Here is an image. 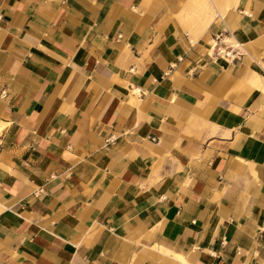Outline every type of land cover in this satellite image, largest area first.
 Listing matches in <instances>:
<instances>
[{"label":"crops","instance_id":"obj_1","mask_svg":"<svg viewBox=\"0 0 264 264\" xmlns=\"http://www.w3.org/2000/svg\"><path fill=\"white\" fill-rule=\"evenodd\" d=\"M0 264H264V0H0Z\"/></svg>","mask_w":264,"mask_h":264},{"label":"built area","instance_id":"obj_2","mask_svg":"<svg viewBox=\"0 0 264 264\" xmlns=\"http://www.w3.org/2000/svg\"><path fill=\"white\" fill-rule=\"evenodd\" d=\"M214 55L217 57L224 58L228 61H235L239 59L241 52L237 46L227 40L225 37L219 36L212 44ZM156 140V138H153Z\"/></svg>","mask_w":264,"mask_h":264}]
</instances>
